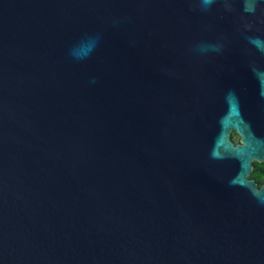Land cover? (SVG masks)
I'll return each mask as SVG.
<instances>
[{
  "label": "water",
  "instance_id": "water-1",
  "mask_svg": "<svg viewBox=\"0 0 264 264\" xmlns=\"http://www.w3.org/2000/svg\"><path fill=\"white\" fill-rule=\"evenodd\" d=\"M263 64L264 0H0V264H264Z\"/></svg>",
  "mask_w": 264,
  "mask_h": 264
},
{
  "label": "flooded vegetation",
  "instance_id": "flooded-vegetation-1",
  "mask_svg": "<svg viewBox=\"0 0 264 264\" xmlns=\"http://www.w3.org/2000/svg\"><path fill=\"white\" fill-rule=\"evenodd\" d=\"M260 72H264V64L259 68ZM251 123V122H250ZM231 141L234 143V146L243 145L242 136L238 133L237 130L231 132ZM249 182H253L254 187L258 191L264 188V160L253 158L251 161L250 173L247 176Z\"/></svg>",
  "mask_w": 264,
  "mask_h": 264
}]
</instances>
